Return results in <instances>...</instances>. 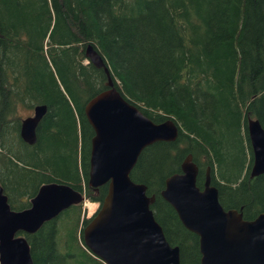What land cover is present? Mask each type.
Masks as SVG:
<instances>
[{"label": "trees", "instance_id": "1", "mask_svg": "<svg viewBox=\"0 0 264 264\" xmlns=\"http://www.w3.org/2000/svg\"><path fill=\"white\" fill-rule=\"evenodd\" d=\"M87 46L125 101L177 127L173 142L143 149L129 178L154 197L179 264H199L197 237L159 194L189 155L196 187L208 171L224 210L244 220L264 213V174L249 178L246 134L249 119L264 131V0H0V187L13 211L48 183L98 205L106 194L87 186L93 132L83 108L107 80ZM36 106L46 111L27 145L20 112ZM87 222L80 203L23 235L32 264H103L82 242Z\"/></svg>", "mask_w": 264, "mask_h": 264}, {"label": "water", "instance_id": "2", "mask_svg": "<svg viewBox=\"0 0 264 264\" xmlns=\"http://www.w3.org/2000/svg\"><path fill=\"white\" fill-rule=\"evenodd\" d=\"M84 56L107 79L106 89L83 108L93 132L87 186L95 190L106 185V194L82 228V242L103 264H179L178 248L167 243L150 210L154 197L129 178L143 149L157 142H173L178 129L171 120L151 122L125 101L91 46L85 48ZM45 111L44 106H36L30 116L21 119L22 142L34 144ZM246 134L251 151L249 178H255L264 174V131L257 120L249 119ZM179 168V173L166 177L159 195L182 227L197 237L199 264H264V213L244 220L237 210H224L208 171L202 188L196 187L197 167L189 155ZM83 201V191L48 183L38 188L28 208L13 211L0 187V264H32L23 235L35 233Z\"/></svg>", "mask_w": 264, "mask_h": 264}, {"label": "rangeland", "instance_id": "3", "mask_svg": "<svg viewBox=\"0 0 264 264\" xmlns=\"http://www.w3.org/2000/svg\"><path fill=\"white\" fill-rule=\"evenodd\" d=\"M22 116H30L31 112H25V111H21L20 112ZM97 204L96 203H90L87 200L84 201L82 208L84 211V217H90L97 209Z\"/></svg>", "mask_w": 264, "mask_h": 264}, {"label": "bare ground", "instance_id": "4", "mask_svg": "<svg viewBox=\"0 0 264 264\" xmlns=\"http://www.w3.org/2000/svg\"><path fill=\"white\" fill-rule=\"evenodd\" d=\"M108 76H109V74H108ZM110 81H111V79H110ZM112 82V81H111ZM45 107V106H44ZM45 109H46V107H45ZM45 114V113H44Z\"/></svg>", "mask_w": 264, "mask_h": 264}]
</instances>
